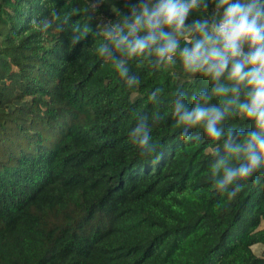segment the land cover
<instances>
[{"label": "trees", "instance_id": "16d2710c", "mask_svg": "<svg viewBox=\"0 0 264 264\" xmlns=\"http://www.w3.org/2000/svg\"><path fill=\"white\" fill-rule=\"evenodd\" d=\"M88 3L0 0V264H264V170L229 199L211 174L222 141L197 128L201 140L184 142L171 115L177 89L210 83L130 61L141 83L128 89L96 51L101 36L73 45L70 27L29 23ZM139 115L157 145L145 156L129 137Z\"/></svg>", "mask_w": 264, "mask_h": 264}, {"label": "clouds", "instance_id": "9594fccd", "mask_svg": "<svg viewBox=\"0 0 264 264\" xmlns=\"http://www.w3.org/2000/svg\"><path fill=\"white\" fill-rule=\"evenodd\" d=\"M105 3L111 5L109 16L100 12ZM51 15L29 23L42 34L54 23L57 32L68 26L73 45L101 36L96 51L128 89L141 83L130 61L147 62L153 69L178 65L189 80L210 83L190 97L177 89L171 115L183 126L184 142L201 140L199 133L193 134L197 128L222 141L211 153L216 191L232 199L243 181L264 170V0H89L83 15L76 7L62 20L58 12ZM92 21L97 22L95 30ZM162 92L155 88L149 101L159 104ZM230 118L249 123L226 131ZM161 119L154 113L152 125ZM129 137L141 156L156 152L147 115L138 116Z\"/></svg>", "mask_w": 264, "mask_h": 264}, {"label": "rangeland", "instance_id": "374dc122", "mask_svg": "<svg viewBox=\"0 0 264 264\" xmlns=\"http://www.w3.org/2000/svg\"><path fill=\"white\" fill-rule=\"evenodd\" d=\"M107 6H108V8H109V10H110V8H111V5H109L108 3H105ZM264 224L262 223V226H263ZM252 250H253V252L254 253H256L257 255H260L261 256V254H262V251H263V245L262 244H254V245H252Z\"/></svg>", "mask_w": 264, "mask_h": 264}]
</instances>
